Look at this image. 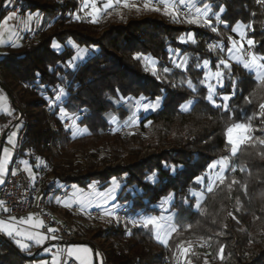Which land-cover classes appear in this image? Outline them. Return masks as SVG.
I'll list each match as a JSON object with an SVG mask.
<instances>
[{
    "label": "trees",
    "instance_id": "trees-1",
    "mask_svg": "<svg viewBox=\"0 0 264 264\" xmlns=\"http://www.w3.org/2000/svg\"><path fill=\"white\" fill-rule=\"evenodd\" d=\"M208 1L212 13L224 9L220 16L226 22L223 34L233 37L231 29L237 22L251 25L247 37L255 41L253 52L264 55V2ZM78 4V0L20 1V14L43 12L54 22L35 42L9 47L0 54V86L13 105L11 114L0 115L2 130L22 124L19 155L35 172L42 162L49 166L50 158L56 161L40 189L44 198L58 195L50 192L57 185L86 190L96 183L105 190L112 179L120 181L117 202L128 214L126 227L110 223L94 235L109 243L103 256L107 264H177L178 246L189 248L190 264H205L206 260L207 264H264V144L259 143L264 139V116L247 120L264 104V85L240 64L230 63V69L221 65L224 86L216 88V103L223 104L220 97L233 93V84L235 93L227 101V110L215 107L206 99L207 87L200 83L206 70L197 64L207 59L214 72L220 59H228L230 41L223 34L196 25L182 26L162 11L144 10L140 5L139 11L129 8L121 18L112 16L102 24L71 22L64 14ZM8 8L0 0V20ZM184 32L186 36L193 33L192 43L179 41ZM68 41L89 50L83 61L74 62V68L67 62L77 50L66 45ZM54 42L61 44L62 50L54 49ZM210 44L223 45V51L220 47L209 50ZM171 50L188 58L185 69L172 63ZM137 53L158 61L157 75L146 70L142 58H134ZM164 68L169 71L165 73ZM188 80L195 91L188 87ZM60 87L67 93L60 107L70 115H80L78 125L86 127L88 135L73 138L64 128L60 108L46 109ZM16 90L19 95L14 96ZM161 97L162 106L144 116L131 133L112 132L109 115L119 122L129 117L123 100L152 102ZM188 102L191 107L183 110ZM241 110L243 122L251 125V139L233 156L225 133L229 125L242 119ZM59 147L61 152H57ZM165 147L171 149L163 150ZM152 148L160 150L158 155L137 161L144 150ZM222 157L230 162L225 183L217 182L211 193H205L196 210L192 193L205 190L208 165ZM120 160L126 164L115 165ZM200 176L205 177L202 184L195 182ZM233 180L237 183L232 184ZM170 193L169 212H174L177 220L187 217L165 246L155 239L151 228L134 227L130 219L161 215L158 205ZM65 218L72 221V214L65 213ZM40 253L39 246L22 250L0 233V264H33L45 258Z\"/></svg>",
    "mask_w": 264,
    "mask_h": 264
},
{
    "label": "snow or ice",
    "instance_id": "snow-or-ice-1",
    "mask_svg": "<svg viewBox=\"0 0 264 264\" xmlns=\"http://www.w3.org/2000/svg\"><path fill=\"white\" fill-rule=\"evenodd\" d=\"M187 0H144L143 2V9L149 10V11H155V12H163L164 15L171 17L174 22H185L188 24H195V25H202L206 27H210L212 32H217V27L213 26L212 20L209 18V14L212 12V6L209 3H204L203 7L196 6L195 4L191 5V8H194V11L190 10L187 12H181V9L177 6H184L186 5ZM258 2H264V0H258ZM5 7L11 5L13 3V0H4ZM123 5L125 8H136L137 11L140 9L137 7L136 4H130L129 0H106V3H103L102 7L103 10H107L110 8H113L114 6H120ZM85 6H90V15L93 16L94 20L97 15L100 14L101 8L97 7L96 0H85ZM224 11L223 8L220 9V12L222 13ZM183 15V20L181 21L179 18ZM20 19L23 23V20L21 17L18 16L16 11H12L7 15L4 19L2 24H0V28L8 29L9 21ZM28 21H31L33 19V16L31 13L28 14L27 17ZM215 20L217 24L224 23L226 25L225 21H222L219 14L215 15ZM251 25H244L242 22H237L234 27H232L231 31L233 33H237L240 37L239 40L233 39L232 37H229L228 39L231 42V47L227 49L228 57L229 59H235L237 63L242 64V66L250 71L255 73V79L256 81L264 85V55H257L254 52L251 51V49L255 46V41L251 38L246 39V43L249 46L248 51H244V45L243 41L245 40L247 33L245 32V28H250ZM10 30V29H8ZM3 33L0 32V36H2ZM189 39H194L193 37L189 36ZM180 42H186L184 37H180ZM13 46H16L13 44ZM54 48H58L59 45L55 42L53 43ZM214 47H217L215 45H209V50H212ZM221 51H223V45H219ZM89 50L87 48H78L77 55L73 56L71 60L67 62V65L69 67H72L74 62L77 60H81L84 57V54H86ZM136 59H145L149 62L153 75L157 74L156 69V61L153 60L150 57L142 56V54L137 53L135 54ZM187 57H184L181 62L173 61L175 66L177 68H186L187 64ZM209 60L205 59L203 60V64H197V67H203L206 71L204 74V79L200 81L202 85H205L208 90V95L206 99L212 103L215 107H224L225 110H227V101L231 99V95H234L235 93V84H233V93L222 95L220 99L224 102L223 104H217L215 100L216 88L217 86L223 87V80H224V71L221 69V65L223 66V69H230L231 65L228 62V59H220L219 62L215 65L216 70L214 72L207 71L209 68ZM163 71L167 73L169 69L164 68ZM215 80V84L211 83V80ZM187 85L189 88L193 89L195 91V85L192 83L191 80H188ZM55 91V90H54ZM67 96V93L63 87H60L58 89V94L56 95L55 99L57 101H61L62 98H65ZM245 100L247 103L251 104L252 101L245 97ZM6 97L0 96V102H5ZM160 103V98H157L155 102L152 103H145L143 104V110L145 112L149 110H155ZM191 103V102H189ZM260 112L253 113L251 116L247 117L248 121H251L254 116H264V104H260ZM183 108V106H182ZM3 111L11 114L8 108H3ZM82 111L86 112V109H83ZM242 111V119L240 121L234 122L231 125H229L226 129V143L230 146L231 154L235 156L237 154V151L239 149V146L244 144L246 141L251 139L250 132H251V125L249 123L243 122V110ZM60 118L63 120L65 118L72 120V128L74 129L72 132L73 137L75 138L77 132L79 131H87V128L80 129L77 125L76 121L80 119L79 115L77 113H72L71 116L69 115L68 111L65 110L64 107H60L59 109ZM151 123V122H149ZM17 129H19L20 125L17 124L15 126ZM260 144H264V139L259 141ZM7 144L12 145L14 148L17 144V132L12 131L7 136ZM13 158V151L7 146L0 147V184L5 183V176L8 174L9 171V164L12 161ZM40 158L37 157V160ZM21 163L24 165V170L29 174L31 179L34 181L35 176L32 173L31 167H29V162L27 160L21 161ZM228 168V157H222L220 160L213 161L208 165V171L206 173L207 175V185L206 190L207 192L211 193L213 191L214 186L217 185V182L219 184L225 183V171ZM232 171L235 172L236 169L232 168ZM214 173V174H213ZM12 176L17 175L16 171L11 172ZM204 176L196 177L195 182L196 183H204ZM237 183V181L233 180L232 184ZM232 184H229L228 187L231 188ZM113 187L110 188L107 192L98 193L99 200L96 201L95 206L98 208H102V215L101 219L107 217L110 220H119V216L117 215L115 211V207L113 208H107L105 205L108 204L109 200L115 199V190L119 187L117 181L115 178L112 180ZM194 196L196 193H192ZM173 194H169L168 197L164 198L161 201V207H163L164 204H168L172 201ZM81 205L90 206L93 201L90 199H81ZM3 201H0V206L3 205ZM195 207L197 209L200 208V202L199 199L197 200V203L195 204ZM4 212H9L10 210L6 207L3 208ZM231 216L232 214L229 213ZM172 217H165L163 215H147L142 216L139 219H133L131 221L132 225L134 227H143L145 229L151 228L155 232V238L160 241L165 246L168 245V239L167 237H170L172 233L177 231L176 225L172 222ZM235 219V217H233ZM23 225H29L30 227L34 229H40L44 227V221L39 218H34V214H29L26 218H17L15 216H9L7 220L0 219V233L6 234L8 237L12 238L14 242L24 250H27L29 248V245L22 242L23 238L24 240L28 241H35L37 245L42 244L45 239H47L46 235L40 234L38 232L33 231H24L22 230ZM57 230L54 228L49 227L47 229V232L49 233H55ZM130 234V233H129ZM53 240L57 237L53 235L51 237ZM180 247V254L186 256L189 252V248H185L182 246ZM45 252L51 251V249L45 248ZM67 256L68 257H75L77 261H79V264H93L92 259V250L88 247H70L67 250ZM223 253H224V247L221 246L219 249V255L220 259H223ZM96 255H99L98 253ZM41 264H48V261H42ZM52 264H61L60 259V253H56L52 256ZM102 264V262H101ZM177 264H179V258L177 259ZM205 264H207V260L205 261Z\"/></svg>",
    "mask_w": 264,
    "mask_h": 264
},
{
    "label": "rangeland",
    "instance_id": "rangeland-1",
    "mask_svg": "<svg viewBox=\"0 0 264 264\" xmlns=\"http://www.w3.org/2000/svg\"><path fill=\"white\" fill-rule=\"evenodd\" d=\"M20 1H22V0H13V3L11 4V5H9V8L7 9V11L5 12V14H4V16H3V18L0 20V23H1V21H3V19L7 16V15H9V13L10 12H12V11H16L17 12V14H18V16L19 17H21L22 18V20H23V23L21 22V20L20 19H17V20H15L16 21V26H17V30L18 31H20L21 29H22V27H23V29L21 30V33L19 34V35H17V31L15 30V29H13V30H8V32H7V34L5 35V36H3V37H1L0 38V45H7V44H9V43H11V41H12V39H13V43H12V45L10 46L11 48H16V47H20V46H25V45H28V44H30V43H27V44H25V39L27 38V37H30L31 39H33V41L31 42V43H33V42H35L36 40H38V38L40 37V35L41 34H43L44 32H46V31H48V29L49 28H51V26H52V24H53V19H47L46 18V15L43 13V12H35V13H31L32 14V16H33V19L31 20V21H28V19H27V17H28V14L29 13H27V17L25 18V16L24 15H26V14H20L19 13V3H20ZM55 1V0H54ZM57 2H59V3H61V2H63V0H56ZM79 1V4H78V6L76 7V8H72V7H70V9L64 14V16L65 17H67V18H69V20L71 21V22H80V23H99V24H102L106 19H109V18H111L112 16L113 17H118V18H121L122 16H123V14L124 13H122V12H118V11H107V12H105V13H101L100 12V14L99 15H97L96 17H95V20H94V18H93V16L92 15H90L89 13L90 12H87L86 10H85V8H84V3H83V1L84 0H78ZM96 1H98L97 2V5H98V7H100L101 8V6H100V4H102L103 3V1L102 0H96ZM189 2H190V0H189ZM14 4H16V6H17V10H11V9H13V6H14ZM192 4H195L196 6H199V7H203V3L202 2H196L195 0H192L191 1V3H189V5H190V8H191V5ZM180 9H181V12L183 13V12H187L186 10H183L181 7H179ZM191 10L192 11H194V8H191ZM216 14H219L220 16H221V12H218V13H210L209 14V18L212 20V24H213V26H215V27H217V32H212L211 31V28L210 27H206V26H202V25H196V26H198V27H205L206 28V30L208 31V32H212V33H221V35L223 34V32H221L222 31V29H225L226 28V25H222V23H220V24H217V22H216V20H215V15ZM181 21L183 20V15H181V17L179 18ZM24 22H25V25H23L24 24ZM178 24H180V25H182V26H184V24H187V25H195V24H188V23H185V22H177ZM27 24V25H26ZM226 30V29H225ZM245 30V32L247 33V28H245L244 29ZM234 34V36L232 37L233 39H236V40H239L240 39V37H239V35L237 34V33H233ZM37 35H39V36H37ZM183 36L182 37H184V39H185V41L186 42H182V43H187V42H189V43H192L193 41H194V39H189V36H191V37H193V33H190L189 35H185V32L182 34ZM223 37H226V39H228V36H227V34H223ZM194 38V37H193ZM248 37L246 36V38H245V40L243 41V45H244V51L245 52H247L248 51V48H249V46L247 45V43H246V39H247ZM179 41H180V39H179ZM230 41V40H229ZM13 44H15L16 46H13ZM25 44V45H24ZM56 44H58L59 45V47L58 48H54V49H56L57 51H60V50H62V45L61 44H59V43H56ZM66 45H68V46H72V47H75L76 48V50L78 51V46H76L72 41H68L67 43H66ZM212 45V44H211ZM213 45H215V46H217V47H214L213 49H217V48H219L218 47V45H216V44H213ZM230 47H231V42H230ZM7 48H9V47H7ZM7 48H1L0 47V54H2L3 52H5L6 50H7ZM251 51L253 52V48L251 49ZM89 52V51H88ZM88 52L86 53V54H84V59H85V57L87 56V54H88ZM171 53H172V63H173V61H176V62H181L182 60H183V58L184 57H186V56H181L180 55V53L179 52H175V53H173V50H171ZM77 55V54H76ZM151 58V57H150ZM84 59H81V60H77V61H75L76 63L78 62V61H83ZM153 59V58H152ZM153 60H155V59H153ZM157 63H156V69H157V64H158V61L157 60H155ZM142 62H143V65L145 66V68H146V70L147 71H149L150 73H152L153 74V72H152V68H151V66H150V64H149V62L148 61H146L145 59H143L142 58ZM228 62H229V64L230 63H235V64H240V63H237L236 61H235V59L233 58V59H229V57H228ZM174 64V63H173ZM175 65V64H174ZM187 65V64H186ZM240 65H242V64H240ZM180 69H182V68H180ZM185 69V68H184ZM207 71H210V72H213V71H211L209 68L207 69ZM255 74V73H254ZM157 75V74H156ZM211 83H213V84H215L216 82H215V80L213 79V80H211ZM218 87V86H217ZM17 95H19V90H16L15 92H14V96H17ZM66 98V97H65ZM65 98H62V100L61 101H57L55 98L54 99H52V100H50L49 101V104H48V106H49V110H51V108H54V107H58V108H60V105L62 104V102H63V100L65 99ZM215 98V97H214ZM123 102H125V107H126V109L128 110V112H129V117L124 121V122H119L118 121V119L116 118V116H114V115H109L108 117H107V119H108V121L112 124V127H113V129H112V132L113 133H118V134H120V135H122V136H125L126 134H129V133H131V131L133 130V129H135V128H137L139 125H140V122H141V120H142V116H143V114H144V110H143V104H145V103H152V102H154V101H152V102H147L146 100H144L143 98H139V99H134V98H131V99H125V100H123ZM191 105H192V102L191 103H186L184 106H183V110H185V109H188L189 107H191ZM47 106V107H48ZM22 109H23V107H21ZM48 110V109H47ZM142 111V112H141ZM187 111V110H186ZM140 113V114H139ZM70 115V114H69ZM71 116V115H70ZM79 117H81L80 115H79ZM139 118V120H137ZM20 119V115L17 117V119H16V122L18 121ZM62 120V119H61ZM78 121H79V119L76 121V123H77V125H78ZM134 121V122H133ZM62 122H63V125H64V128L67 130V131H69L70 132V134H71V136L73 137V135H72V132H73V128H72V120L71 119H68V118H65V119H63L62 120ZM132 122L134 123V125L136 124V123H139L138 124V126L137 127H132V128H129V126L132 124ZM14 124H16V123H14ZM20 125V127H19V129H17L16 127L12 130V131H16L17 132V144H16V146L13 148L12 147V145H9V144H7V141L5 142V144H4V146H7V147H9L10 149H12V151L14 150V149H16V148H18V146H19V135L21 134V128H22V124H19ZM13 125H11L10 126V128L12 127ZM79 126V125H78ZM52 127V129L54 130V132H57V128L55 127V128H53V126H51ZM9 128V129H10ZM79 128H81L80 126H79ZM80 136H82V134L81 133H79V132H77V134H76V136H75V138H77V137H80ZM74 138V137H73ZM241 146V145H240ZM239 146V147H240ZM167 149H171V147H165V148H163V150H167ZM61 152V150H60V147L59 148H57V152ZM159 149H155V148H152V149H146V150H144L141 154H140V156H139V158L137 159V161L139 162V161H141V160H143V159H146V158H148V157H150V156H152V155H158V153H159ZM13 154H14V152H13ZM79 162H81L82 160H78ZM51 163L52 164H55L56 163V161H54L53 159L51 160ZM117 164H120V165H125L126 164V161L125 160H120L119 162H117L115 165H117ZM229 165H230V162L228 161V168H229ZM227 168V169H228ZM226 172V171H225ZM214 174V173H213ZM35 177H36V172H35ZM113 180V179H112ZM112 180H111V184L104 190V192H107L110 188H112L113 187V185H112ZM115 180L117 181V183H118V185H119V187L118 188H116V190H115V199H113V200H111V202L110 203H108L107 205H105V207H107V208H113V207H115V211H116V213H117V215H118V212H119V210L122 208V205H120V204H118V202H117V196H118V194H119V192H120V188H121V183H120V181L117 179V178H115ZM215 187V186H214ZM214 189V188H213ZM63 190V191H62ZM91 190L92 191H98V190H101V188L99 187V184H96V183H94V184H92V187H91ZM62 192V196L61 197H66V195H68L70 192H65L64 191V189H60L59 191H57V193H58V195L60 194ZM194 193V192H193ZM196 193V195L194 196L193 194V196H194V198H195V200H196V203H197V200L199 199V202H200V206H201V204L203 203V201H204V199H205V193H207V190H206V188H205V190L202 192V193H200V192H195ZM171 203V202H170ZM170 203H168V204H164L163 205V207H161V204L160 205H158V208L161 210V212H162V214L161 215H163V216H165V217H172L173 219H172V222L176 225V227H177V229H178V227L181 225V223L183 222V220H185V218L187 217H184L183 219H179V220H177V218H176V214L174 213V212H172V213H170L169 212V206H170ZM196 208V207H195ZM92 209H95V208H92ZM100 210L102 209V208H99ZM51 210V209H50ZM196 210H197V208H196ZM84 212H87V211H89V210H83ZM51 213H52V211H51ZM71 214L72 215H74V216H82L83 217V220H82V225H81V227L82 228H80V229H77V231L80 233V234H83V235H87V236H90V237H93V238H97V242L101 245V246H103V249L104 250H106L108 247H109V243H108V241L105 239V238H103V237H95L94 235H95V232L96 233H99L100 231H102V230H104V229H106V228H108V226L110 225V223H115V222H119V220L117 221V220H110L109 218H107V217H105V218H103L102 220H92V219H88L87 217H86V215H82V214H80V213H78V212H71ZM126 218H125V223L123 224V225H121L123 228H125L126 227V221L129 219V217H128V214H126ZM133 219H130V223H131V221H132ZM61 221H66V222H70L71 224H73V226L75 227L76 225H75V223L74 222H72V221H69V220H61ZM120 223V222H119ZM131 225H132V223H131ZM153 232H154V230H153ZM174 233H172L171 234V236L173 235ZM154 236H155V232H154ZM171 236L170 237H167V239H168V241H169V239L171 238ZM156 239V238H155ZM157 240V239H156ZM158 241V240H157ZM159 243H161L160 241H158ZM162 244V243H161ZM164 245V244H163ZM190 252V251H189ZM188 252V253H189ZM187 253V255L186 256H184V255H181L180 254V249H178L177 251H176V255H175V257H176V260L179 258V262H181V264H183V261L186 259V258H188L189 256V254ZM100 255V254H99ZM189 259V258H188ZM189 264H190V261H189Z\"/></svg>",
    "mask_w": 264,
    "mask_h": 264
},
{
    "label": "built area",
    "instance_id": "built-area-1",
    "mask_svg": "<svg viewBox=\"0 0 264 264\" xmlns=\"http://www.w3.org/2000/svg\"><path fill=\"white\" fill-rule=\"evenodd\" d=\"M196 2H202L211 4L208 0H195ZM183 10L189 11L190 5L189 0H187L186 5L180 6ZM212 6V4H211ZM17 10L16 4H14L13 9ZM39 36V35H37ZM33 39L27 37L25 39V44L31 43ZM24 44V45H25ZM46 109H50L49 106ZM55 128V124L52 125ZM11 129V128H10ZM9 129V130H10ZM22 138L19 139L21 143ZM19 147V146H18ZM13 158L9 164L8 174L5 176V183L0 184V201H3V205L0 206V219L7 220L9 216L23 217L28 216L29 214H34L35 218L42 219L44 221V227L40 228V232L43 235H46L48 239L53 242L62 244L64 247L63 252L61 253L60 259L61 264H78L76 260L72 257L67 256V247L72 244H89L92 245L97 252L104 255L103 246L97 242V238H93L87 235L80 234L77 229L70 222L61 221L53 216L49 206L46 203V199L43 194L40 192L43 180L45 176L51 170V160L49 166L45 165L43 162L40 164L36 171V177L33 181L29 174L24 170V165L21 163L22 158L19 155V149L16 148L13 150ZM16 171L17 175L12 176L11 172ZM59 185L53 186L50 189L51 193L59 191ZM65 192H69V189H65ZM62 194V192L60 193ZM6 207L10 211L4 212L3 208ZM74 212H78L82 215H86L88 219L92 220H102L100 217L102 211L99 208L91 209L87 212L82 211V209H74ZM126 209L122 207L119 212V222L121 225L125 223L126 218ZM51 227L56 229L55 233L47 232V229ZM55 235L57 238L52 239L51 237ZM51 264V263H49ZM102 264H107L103 261ZM183 264H189V259L186 258L183 261Z\"/></svg>",
    "mask_w": 264,
    "mask_h": 264
},
{
    "label": "crops",
    "instance_id": "crops-1",
    "mask_svg": "<svg viewBox=\"0 0 264 264\" xmlns=\"http://www.w3.org/2000/svg\"><path fill=\"white\" fill-rule=\"evenodd\" d=\"M103 1V3H106V0H102ZM191 1L192 0H190V2L189 3H191ZM96 2H98V1H96ZM143 2H144V0H129V3L130 4H136L137 6L138 5H140V7L142 6V8H143ZM83 5H84V8H85V10L87 11V12H90L91 11V9H90V6H88V7H86L85 6V0L83 1ZM103 3L102 4H100V6H101V13H105V12H107V11H118V12H122V13H124V12H126L129 8H125V7H123V5L121 4L120 6H114L113 8H110V9H107V10H103V7H102V5H103ZM97 7H98V5H97ZM100 8V7H99ZM25 16V18L27 17V14L26 15H24ZM2 22L3 21H1V23L0 24H2ZM23 25H25V22H24V24ZM27 25V24H26ZM17 26H16V21L15 20H12V21H9V24H8V29H10V30H13V29H15L16 31H17V35H19L20 33H21V30L23 29V27H22V29L20 30V31H18L17 29ZM8 29H5V28H0V32H2L3 33V35L2 36H0V38L1 37H3V36H5L6 34H7V32H8ZM14 39V38H13ZM13 39H12V41H11V43H9V44H7V45H0V47L1 48H7V47H10L11 45H12V43H13ZM84 59V58H83ZM71 68H74V64H73V66L71 67ZM0 96H4V97H6V101L5 102H0V115H2V114H8V113H6V112H4L3 111V108H8L9 109V111L12 113L13 112V105H12V99H11V97H10V95L4 90V89H2L1 88V86H0ZM128 99H131V98H128ZM156 101V100H155ZM154 101V102H155ZM162 104H163V97H161L160 98V103H159V106L155 109V110H149V111H147V112H144V114H143V116L142 117H144V116H147V115H149V114H151V113H153V112H155L156 110H158L161 106H162ZM142 112V111H141ZM140 114V113H139ZM137 120H139V118L137 119ZM134 122V121H133ZM132 122V124L129 126V128H132V127H137L138 126V124L139 123H136L135 125H134V123ZM17 124H19V123H16V124H14L12 127H11V129L9 130H7L6 132H4L3 130H2V128H1V124H0V147H2V146H4V144H5V142L7 141V136L12 132V130L15 128V126L17 125ZM10 128V127H9ZM85 127H82V128H80L81 130L82 129H84ZM79 133H81L82 134V136L84 135H88L89 134V131H88V129H87V131L86 132H84V131H79ZM3 138H4V143H2V140H3ZM23 161V160H22ZM29 167H31L30 165H29ZM8 168H9V166H8ZM31 169H32V173H33V175L35 176V171H34V169L31 167ZM91 187H92V185L91 186H89V188L88 189H82V188H79V187H77V186H65V185H59V188L61 189H69L70 191V193L68 194V195H66V197H61L62 195L61 194H59V195H54V194H51V195H49L48 197H47V199H46V203H47V205L49 206V208L51 209V211H52V214H53V216L54 217H56L57 219H59V220H66V218H65V213H71V212H73L74 211V209H82V211L83 210H91L92 208H98V207H96L95 206V203H96V201H98L99 200V196H98V193H102V192H104V190H98V191H92L91 190ZM63 191V190H62ZM81 199H90V200H92L93 201V203L90 205V206H88V205H85V206H82L81 205ZM111 202V200H109L108 201V203H110ZM101 211H102V209H101ZM27 216H23V218H26ZM19 218H21V217H18V219ZM35 218V217H34ZM72 222H74L75 223V228L76 229H80V228H82L81 227V225H82V220H83V217L82 216H74V215H72ZM22 230H24V231H33V232H38V233H40L41 234V232H40V229H34V228H32V227H30L29 225H23L22 226ZM20 239H22V242H24V243H26V244H28L29 246L30 245H35V246H39L40 247V249H41V256H44L45 258L43 259V260H40V261H38V262H35V263H33V264H41V262L42 261H48V264L49 263H51L52 264V256L54 255V254H56V253H60V256H61V253L63 252V250H64V247H63V245L62 244H59V243H56V242H53V241H51L50 239H45L44 241H43V243L42 244H39V245H37L36 243H35V241H28V240H24L23 238H20ZM70 247H88V248H90L91 250H92V259H93V264H101V262L103 263V254H101V253H99V252H97L96 251V249L92 246V245H89V244H80V243H78V244H72V245H69L68 247H67V249L68 248H70ZM45 248H48V249H51V251H49V252H45L44 251V249ZM22 250H24V249H22ZM100 254V255H96V254ZM74 260H76L75 259V257H72ZM77 261V260H76ZM78 262V264H79V261H77Z\"/></svg>",
    "mask_w": 264,
    "mask_h": 264
},
{
    "label": "water",
    "instance_id": "water-1",
    "mask_svg": "<svg viewBox=\"0 0 264 264\" xmlns=\"http://www.w3.org/2000/svg\"><path fill=\"white\" fill-rule=\"evenodd\" d=\"M2 143H4V138H3V140H2Z\"/></svg>",
    "mask_w": 264,
    "mask_h": 264
}]
</instances>
